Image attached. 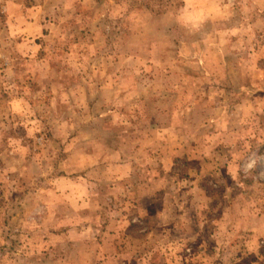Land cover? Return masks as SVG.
<instances>
[{"label":"rangeland","instance_id":"rangeland-1","mask_svg":"<svg viewBox=\"0 0 264 264\" xmlns=\"http://www.w3.org/2000/svg\"><path fill=\"white\" fill-rule=\"evenodd\" d=\"M0 264H264V0H0Z\"/></svg>","mask_w":264,"mask_h":264},{"label":"clouds","instance_id":"clouds-1","mask_svg":"<svg viewBox=\"0 0 264 264\" xmlns=\"http://www.w3.org/2000/svg\"><path fill=\"white\" fill-rule=\"evenodd\" d=\"M204 16L197 15L192 17H181V22L184 24H191L193 28H197L203 22Z\"/></svg>","mask_w":264,"mask_h":264}]
</instances>
